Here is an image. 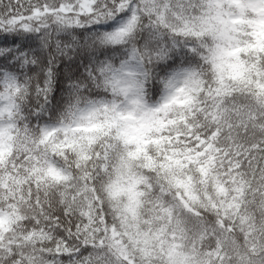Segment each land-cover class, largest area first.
<instances>
[{
    "label": "snow or ice",
    "instance_id": "6c2138e0",
    "mask_svg": "<svg viewBox=\"0 0 264 264\" xmlns=\"http://www.w3.org/2000/svg\"><path fill=\"white\" fill-rule=\"evenodd\" d=\"M0 264H264V0H0Z\"/></svg>",
    "mask_w": 264,
    "mask_h": 264
}]
</instances>
